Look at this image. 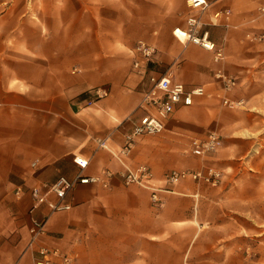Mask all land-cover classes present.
<instances>
[{
    "label": "crops",
    "instance_id": "obj_1",
    "mask_svg": "<svg viewBox=\"0 0 264 264\" xmlns=\"http://www.w3.org/2000/svg\"><path fill=\"white\" fill-rule=\"evenodd\" d=\"M206 1L201 9L187 0H0V264H35L39 245L68 252L70 264H264L262 0ZM190 15L221 50L219 60L173 34ZM139 40L156 48L144 73L133 65ZM217 69L234 77L232 89H222ZM164 71L240 104L196 96L161 131L137 137L123 162L147 164L155 183L171 169L213 166L223 171L220 183L183 179L153 203L150 189L117 176L107 186L77 182L63 199L71 207L51 213L46 234L28 247L32 219L49 212L32 187L44 193L61 175L123 170L94 137L122 144L144 113L149 76ZM97 86L107 94L87 104ZM210 131L221 146L194 154L192 141Z\"/></svg>",
    "mask_w": 264,
    "mask_h": 264
},
{
    "label": "built area",
    "instance_id": "obj_2",
    "mask_svg": "<svg viewBox=\"0 0 264 264\" xmlns=\"http://www.w3.org/2000/svg\"><path fill=\"white\" fill-rule=\"evenodd\" d=\"M191 7L205 8L206 0H187ZM258 10L264 12V0L258 6ZM219 12L214 15L218 16ZM222 15H228L225 11ZM187 27L173 29V34L182 41H191L202 47L214 51V60H219L222 57V52L215 47V43L208 38L207 31L199 32L200 20L195 15L187 17ZM180 33H183V39L180 38ZM135 49L139 52L140 58L133 63L134 68L138 73H144L146 64L155 53L156 48L151 43L139 40L135 45ZM214 75L222 81V89L228 91L235 85V79L217 69ZM151 85L146 89L141 96L139 107L144 110L131 129L125 134L124 141L119 146L109 144V135L95 136L94 141L98 147L107 149L115 158L124 165L121 171H113L111 169H103L99 175H76L73 179H68L64 175L59 176L51 184H44L45 192L41 193L39 186H34L31 189V195L36 203L45 201L49 208V212L42 220L32 219L29 227V239L27 246L34 247L37 241L46 234L45 222L47 217L59 210H66L71 207L69 202H64L66 192L77 182H100L107 186L113 177H119L126 185L137 184L150 189L151 200L153 203L160 202L159 193L169 191V185L178 183L183 179H192L196 182H205L210 185H218L223 177V171L213 166H203L199 169H171L167 171L162 179V183L152 181L153 173L147 164H140L137 167H130L123 162L133 148L135 139L141 135L153 134L161 131L165 127V120L175 111L178 105H190L195 101L196 96H206L213 98L220 104L226 105L229 108H234L240 104V101L230 99L226 94L216 91L209 92L203 85L193 88H186L183 83L173 82L170 73L164 71L161 74H151L149 76ZM107 90L104 87L97 86L89 90L90 97L87 99V104L93 103L95 100L105 96ZM221 146V136L216 131H210L204 138H195L191 144V151L199 156H204L207 152L215 151ZM75 162L81 167L85 165V161L77 157ZM32 164H35L34 162ZM22 188L18 186L15 190L19 194ZM53 192L56 195L55 200L48 199L46 195ZM72 256L68 252L60 250L58 247H48L39 245L36 247L34 263L35 264H70Z\"/></svg>",
    "mask_w": 264,
    "mask_h": 264
},
{
    "label": "bare ground",
    "instance_id": "obj_3",
    "mask_svg": "<svg viewBox=\"0 0 264 264\" xmlns=\"http://www.w3.org/2000/svg\"><path fill=\"white\" fill-rule=\"evenodd\" d=\"M178 30H182V29L179 28ZM183 37H184V36H183V33H180V38L184 40Z\"/></svg>",
    "mask_w": 264,
    "mask_h": 264
},
{
    "label": "rangeland",
    "instance_id": "obj_4",
    "mask_svg": "<svg viewBox=\"0 0 264 264\" xmlns=\"http://www.w3.org/2000/svg\"><path fill=\"white\" fill-rule=\"evenodd\" d=\"M221 105H223V104H221ZM224 106H226V105H224ZM226 107H228V106H226Z\"/></svg>",
    "mask_w": 264,
    "mask_h": 264
}]
</instances>
